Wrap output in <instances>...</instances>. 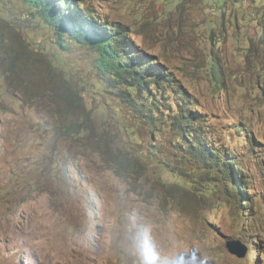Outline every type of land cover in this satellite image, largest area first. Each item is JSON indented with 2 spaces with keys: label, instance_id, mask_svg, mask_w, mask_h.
<instances>
[{
  "label": "rangeland",
  "instance_id": "1",
  "mask_svg": "<svg viewBox=\"0 0 264 264\" xmlns=\"http://www.w3.org/2000/svg\"><path fill=\"white\" fill-rule=\"evenodd\" d=\"M242 1L86 3L127 25L155 72L169 70L162 100L171 111L192 104L208 138L241 160L250 207L226 173L200 182L165 118H154L157 131L130 112L88 47L62 48L31 5L0 0V264H264V0ZM76 117L93 127L64 137L58 129ZM106 130L164 165L118 176Z\"/></svg>",
  "mask_w": 264,
  "mask_h": 264
},
{
  "label": "trees",
  "instance_id": "2",
  "mask_svg": "<svg viewBox=\"0 0 264 264\" xmlns=\"http://www.w3.org/2000/svg\"><path fill=\"white\" fill-rule=\"evenodd\" d=\"M22 1L31 5L37 11V16L45 27L48 26L55 32L59 38L58 44L62 48H66L67 40L71 39V41L88 47L97 55L95 61L103 73L106 85L120 87L116 98L131 106L129 111L139 117L142 123L144 121L156 129L154 118L157 116L165 118V125L176 138L173 142L176 145V150L192 160L191 163L198 164L196 168L200 173L198 177L200 182H203L205 174L218 176L219 173L224 172L237 200H242L244 202L242 205L251 206L250 192L248 191L250 177L245 174L241 160L233 152L220 146L218 144L220 142L216 143L208 138L202 128V121L198 120L195 107L188 101L181 98L180 102L175 103L174 111L168 108L169 104L164 102L162 97L164 84L170 83V79L168 80L170 72L169 70L155 72L153 65L156 63L146 60L141 53H137L135 46L130 42L131 30L127 25L108 22L94 11L92 6L86 3V0ZM213 1L225 9L224 4L229 0ZM232 1L237 6L241 5L240 3L243 4L242 0ZM231 13L235 17V10ZM261 41L264 43V35H262ZM220 71V68L213 66V77L218 76ZM72 103L77 110L84 109L81 98L78 96ZM90 120H92L91 114ZM92 127V125L89 127V123H86L85 120L76 117L65 123L58 131L64 137L74 138L81 136L82 132H87ZM111 130V133L106 130V135L101 143L103 142L106 151H109L107 162L118 176H125L128 173L138 175L139 171L145 172L154 165L159 167L164 165V162L157 160L154 150H136L131 138H129L130 141L123 139L124 142H122L118 130L115 132L117 138L113 137ZM156 130L159 131L161 128ZM126 131L129 129L127 128ZM244 132L246 131L243 130ZM130 133L128 132V134ZM94 140L97 142L98 139ZM116 140H119L121 148ZM112 143L116 145L115 149L111 148ZM210 189L207 188L206 193ZM256 252L259 253L258 250Z\"/></svg>",
  "mask_w": 264,
  "mask_h": 264
},
{
  "label": "water",
  "instance_id": "3",
  "mask_svg": "<svg viewBox=\"0 0 264 264\" xmlns=\"http://www.w3.org/2000/svg\"><path fill=\"white\" fill-rule=\"evenodd\" d=\"M226 245L230 253L235 254L238 257L243 256V253L245 252V250L241 249V245L239 241H228Z\"/></svg>",
  "mask_w": 264,
  "mask_h": 264
},
{
  "label": "clouds",
  "instance_id": "4",
  "mask_svg": "<svg viewBox=\"0 0 264 264\" xmlns=\"http://www.w3.org/2000/svg\"><path fill=\"white\" fill-rule=\"evenodd\" d=\"M230 241H233V240H230ZM228 242V241H227ZM227 244V243H226ZM227 246V245H226ZM241 248H242V245H241ZM144 264H150V261L147 259V258H145V260H144Z\"/></svg>",
  "mask_w": 264,
  "mask_h": 264
}]
</instances>
